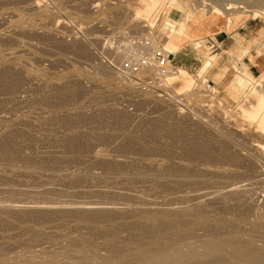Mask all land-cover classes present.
Instances as JSON below:
<instances>
[{"label": "rangeland", "instance_id": "1", "mask_svg": "<svg viewBox=\"0 0 264 264\" xmlns=\"http://www.w3.org/2000/svg\"><path fill=\"white\" fill-rule=\"evenodd\" d=\"M163 1L0 0V263L264 257V151L254 148L264 138L251 120L264 70L238 83L244 56L264 60V0H243L253 6L233 13L230 27L184 39L176 52L191 45L197 68L177 66L168 95L124 94L96 64L113 35L153 32L170 53L179 24L188 30L209 14L198 0H178L185 6L175 16ZM168 16L177 28L163 32ZM190 82L200 87L187 91Z\"/></svg>", "mask_w": 264, "mask_h": 264}, {"label": "built area", "instance_id": "2", "mask_svg": "<svg viewBox=\"0 0 264 264\" xmlns=\"http://www.w3.org/2000/svg\"><path fill=\"white\" fill-rule=\"evenodd\" d=\"M117 34L120 35H113L110 41L113 44L111 52L108 55L98 53L100 62L96 64L107 67L113 76L106 83H118L124 94L134 90L140 96L152 94L160 98L162 94L168 95L165 79L178 70L173 64L175 54L171 55L165 49L163 38L153 32L132 34L126 29Z\"/></svg>", "mask_w": 264, "mask_h": 264}, {"label": "bare ground", "instance_id": "3", "mask_svg": "<svg viewBox=\"0 0 264 264\" xmlns=\"http://www.w3.org/2000/svg\"><path fill=\"white\" fill-rule=\"evenodd\" d=\"M155 3H150L151 4V6H154V5H156L157 3H158V1L159 0H153ZM160 1H163V0H160ZM167 1V0H166ZM166 1H163V2H166ZM181 1V0H180ZM199 1V0H198ZM196 2V5L194 6L196 9H202V8H207L206 10H207V12L209 13L207 16H206V19L204 20V21H200V18L198 19V18H195V19H193L192 21V24L190 25V27H188V30H186V24H179V26H178V31H177V34H176V37H175V40H173L172 42H171V45H172V43L173 42H175V41H178V45L179 44H181L182 43V41L184 40V39H191V40H193L192 39V36H196L198 33H199V28H200V25H203L204 24V27H205V30H206V32L207 31H210L211 30V27H213V26H231V25H233V24H235L236 23V19H233L231 16H232V14L233 13H235V12H237V11H240L241 9H245V11H249V8H252V6L250 7L249 6V4H247L245 1H243V0H210L211 1V3H203V2ZM249 2V1H248ZM187 3H189V2H187ZM170 4L171 5H173V7L176 9V12L177 13H175V16L176 15H178L180 12H183V6L182 5H184V4H181L178 0H171V2H170ZM193 3H191V5H192ZM251 5V4H250ZM185 6V5H184ZM255 7V9H256V11H257V9H258V5L256 6V4L254 5ZM163 7V5L161 6V7H159L157 10H156V12H154V13H148L147 14V16H146V18H145V20L144 21H146L147 22V25L148 26H150V27H155V25L157 24V21H158V19H159V16H160V8H162ZM164 7H166V6H164ZM170 7V6H169ZM193 7V8H194ZM261 7H263V5L261 6ZM260 6H259V8L260 9H262ZM259 10V9H258ZM185 11V10H184ZM243 11V10H242ZM261 11V10H260ZM164 13V12H163ZM257 13V12H256ZM198 14V13H197ZM195 15V14H194ZM245 15V14H244ZM243 15V16H244ZM252 15V14H251ZM242 16V17H243ZM184 18V17H183ZM176 19L175 18H172L171 16H168V18L165 20V22L163 23V32H167V31H169V30H171V31H175V29L177 28V24H176ZM242 23H244V22H242ZM201 32V31H200ZM205 32V31H204ZM190 42H192V41H190ZM196 42V41H195ZM197 44V43H196ZM167 46L168 48H170V53H171V55H172V52H174L177 48L175 47V48H173L172 46ZM215 61V60H214ZM212 64H213V60L211 61V62H209L207 65H205V67L204 68H202L203 69V72H204V74H205V69H208V68H210V65L212 66ZM202 69H201V72H202ZM183 72L185 71V70H182ZM203 72L202 73H200V74H203ZM207 72V71H206ZM185 73H187V74H189L188 72H186L185 71ZM176 75H177V72H175V73H170L167 77H166V79H165V83L166 84H171L172 83V80L173 79H175V81H176V79H177V77H176ZM251 75L248 73V71L246 70V69H244V68H242V70L240 71V75L238 76V83H239V85L242 87V89L243 88H245L247 85H248V79H251ZM179 80V79H178ZM180 81V80H179ZM181 82V81H180ZM176 83V82H175ZM201 82H198V83H193V82H190V83H187V91L188 90H190V92L191 91H193V89H195L194 87L197 85V87H200L199 86V84H200ZM173 84V83H172ZM196 87V88H197ZM198 89V88H197ZM197 90H195V93H197L196 92ZM193 93V92H192ZM254 95L257 97V100H258V102L256 103V105H255V109L251 112L252 113V115H253V119H251L252 121L253 120H255L256 119V122L258 123V126H257V129H255V132H257V134H260L261 136H262V138H264L263 137V135H264V90L263 89H260V91L257 93V94H255L254 93ZM193 96V95H192ZM195 97V96H194ZM200 97V96H199ZM258 120V121H257ZM255 122V123H256ZM256 123V124H257ZM255 124V125H256ZM256 128V127H255ZM251 130V129H250ZM254 131V130H253ZM252 132V131H251ZM255 134V133H254ZM261 136H259V138L261 137ZM261 138V139H262ZM264 141V140H263ZM256 145V144H255ZM254 145V146H255ZM254 148H256L255 150L256 151H258V149H259V151H261V150H263L264 151V145H262V144H257V146L256 147H254ZM261 149V150H260ZM261 153L262 154H264L262 151H261ZM1 206H3L2 204H1ZM8 207V206H7ZM3 208V207H2ZM120 210L122 209L123 210V206H120V207H118ZM223 222H226V221H223ZM227 246H231V245H227ZM225 247H226V244L224 245V244H222V245H211L209 248H207V250H206V252L207 253H211V252H214V251H216V250H219V249H225ZM236 249V250H235ZM235 249L233 248L232 249V251H237V247H235ZM240 249V248H239ZM240 251H242V250H240ZM239 250H238V252L237 253H239L240 252ZM253 251V250H252ZM242 252H244V251H242ZM242 252H240L239 254H242ZM250 252V251H249ZM244 253H246V252H244ZM253 254L254 253H257V251L255 252H252ZM232 254H234V256L236 257V255L237 254H235L234 252L232 253ZM260 255L259 256H262L261 254H263V252L262 253H259ZM242 255H244V254H242ZM241 255V256H242ZM257 255H258V253H257ZM185 256H189V253L187 254H185ZM240 256V255H239ZM246 256H249V255H246ZM237 257H238V255H237ZM241 258V257H240ZM243 258V257H242ZM245 258H247V257H245ZM243 260H245V262H246V259H243ZM258 260H260V261H262L263 262V264H264V257L262 256V258L260 257V258H258V256H256V255H254V256H250L249 257V259H248V261L250 262V263H252V262H255V261H258ZM6 261V260H5ZM0 262H1V260H0ZM2 262H4L3 260H2ZM248 262V263H249ZM5 263V262H4ZM247 263V264H248ZM0 264H3V263H0ZM6 264V263H5ZM9 264V263H8ZM30 264H34V263H31L30 262ZM147 264H169V261L168 260H166L165 258H160L158 261H156V262H151V263H147ZM218 264H220V263H218ZM246 264V263H245Z\"/></svg>", "mask_w": 264, "mask_h": 264}, {"label": "crops", "instance_id": "4", "mask_svg": "<svg viewBox=\"0 0 264 264\" xmlns=\"http://www.w3.org/2000/svg\"><path fill=\"white\" fill-rule=\"evenodd\" d=\"M250 22L249 21H246L243 25H241L239 28H249L250 26L248 25ZM206 27V26H205ZM205 27H204V24L203 25H200V28H199V33L196 35V36H192V39L195 37H198L200 35H203V34H206L207 32H210L211 30H213L215 28V26L211 27V30L210 31H207L205 30ZM201 31V32H200ZM205 31V32H204ZM222 35V37H224L222 40V42H219L217 39V42L220 44V43H223V45H225V42L227 40V38L224 36L223 33H220ZM247 35V34H246ZM231 38L235 39V38H243L244 36H242V34L240 32L236 33L235 35L233 36H230ZM175 40V39H174ZM213 43V42H212ZM173 48H177L178 47V41H175L172 43L171 45ZM235 47V46H234ZM239 49L237 47L234 48V51H238ZM177 49L172 52V55H174L173 57V64L176 65V66H180V68L178 69H183L185 71H187L189 73V71H192L194 69L197 68V64H198V60L195 56H194V51L195 49H192V46L189 45V44H186L184 46V48L180 49L179 52H176ZM178 54H181V55H178ZM253 54V53H252ZM254 57V56H253ZM195 61H194V60ZM246 60V62L249 64L248 65V70H249V74L250 75H255L256 73L260 72V70H264V60H261V59H256L255 57V61L251 62V59H249V55L247 56H244V61ZM183 67V68H181ZM245 69V68H244ZM247 70V69H246ZM247 70V71H248Z\"/></svg>", "mask_w": 264, "mask_h": 264}]
</instances>
